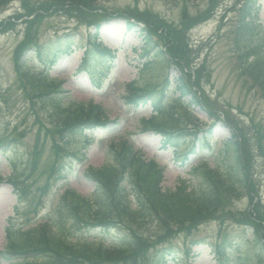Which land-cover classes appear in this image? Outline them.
<instances>
[{"label": "rangeland", "instance_id": "1", "mask_svg": "<svg viewBox=\"0 0 264 264\" xmlns=\"http://www.w3.org/2000/svg\"><path fill=\"white\" fill-rule=\"evenodd\" d=\"M235 1L99 0V5L107 9L109 14L136 8L149 11L168 23L178 25L180 29H183L182 34L186 36L190 44V50L188 47L183 54L188 56L190 51L189 57L192 56L194 62L191 65L186 61L187 58L181 60L180 64L172 61L166 65L160 58L151 62L158 52L157 49H165V47L167 49L173 45L167 46L158 35L148 31L143 23L128 30L127 22L119 16L116 19L100 22L98 31L100 39L115 53L116 57L111 72L98 84L83 72H78L83 47L91 38L89 32L95 31L91 18L85 15L86 13H75L76 15L66 13L49 15L46 20L40 21L37 24L39 29L32 34L38 43L42 44L51 38L72 33L78 36L77 42L82 45L72 56L53 67L51 77L63 82V87L70 92L71 99L101 104L110 119L107 130L79 133L70 137L67 143H61L57 134H50L47 131L49 128L55 132L46 111L40 104H36L34 108L31 107L24 98L19 80L16 79L14 50L16 52L26 32V25L22 19L12 18L15 13L22 11L20 0H15L6 8L0 9V21L3 19L6 22L11 19L14 21L12 28L7 26V31H0V140L7 138L6 135H12L14 138L10 144L11 147L0 155V179L7 181L10 179L11 168L7 159L11 157L17 160L16 176L23 181L24 187L17 193L10 183L0 182V250L5 245V229L9 224L12 223L15 228L25 229L42 223L43 217L39 216V212L51 211L57 198L65 189L72 188L90 197L96 191L97 183L87 175V168H99L111 160L110 145L113 138L116 142L119 138L128 139L133 143L134 149L146 160H154L164 169L161 183L163 190L175 189L179 180L183 178L190 179L192 188L203 186L200 175H192L191 167L200 161H205L210 167L215 165V155L220 153L225 142L233 137L234 128L231 126V118L241 125L251 127L252 136L254 137L257 133L253 140L260 144L261 150H264V96L245 69L244 63L253 62L255 54L244 58L243 55L246 53L239 52L237 49L235 32L240 18L237 17L233 7ZM258 3L256 31L246 44L247 47L264 45V0H259ZM188 14L190 22L187 21L188 18L183 20V17ZM145 32L153 34L151 48L152 45L156 46L147 56L144 54L145 47L150 45L143 37ZM251 49L255 50V48ZM259 51L260 54L261 52L264 54V46ZM167 57L170 58L169 55ZM200 60L206 61L207 64V74L210 79L206 74L202 85L208 95L209 106L215 114L211 117L209 111L198 104H193L190 106L192 116L189 117L179 107L180 123L174 127L184 128L186 131L177 138L180 149L177 154L172 141L165 143L164 135L155 132L150 126L148 129L144 128V120L155 115V111L151 103L136 106L135 103L130 102L127 98L128 84L135 80L142 88H147V83L153 88L156 86L153 95L155 100L159 99L164 92L171 95L170 99H176L181 95V90L177 87L179 76L193 70ZM148 61L152 63L150 67L142 70ZM90 65L96 74L103 66L96 61L95 56L91 59ZM105 66L109 68L108 61ZM165 78L170 81L168 84L165 83ZM184 80L190 84L187 74ZM189 99L191 97L187 96L183 100L188 102ZM226 114L230 118H225ZM192 130L198 132L191 135ZM197 135L200 139L195 145L193 143L188 147V138H191L192 143ZM205 136L210 137L209 142L204 141ZM53 144L58 145V148H54ZM196 145L198 148L204 146V149L197 150L200 151L199 154L190 155V147L194 148ZM254 146L253 162L256 163L254 170L257 172L253 174L256 184L253 199L244 196L228 202L223 210H219L215 216L199 225L191 235L186 234L188 241L184 240L185 233L176 234L174 238L162 242L163 245L155 244L151 250V256L161 246H173L176 252L183 254L181 264H216V250L218 245H221L226 247L235 259L241 252L247 257V264H258L255 255L260 252V258L264 264V250H261L258 243L254 241L253 228L233 218L234 215L250 208L257 215L260 211V214L264 216L263 158L258 156L261 153L258 145ZM208 149L213 153L211 154ZM184 156L185 158L188 156L190 160L185 164ZM233 160L234 157L230 154L223 160L224 165L232 164ZM31 161L37 164L32 174H30L33 167ZM53 163L57 166H54L55 169H49ZM44 168L48 170L42 173ZM60 177L62 179L54 185ZM50 188L51 193L46 197ZM221 218L224 220L221 221ZM147 229L152 239H156L164 232L156 218L150 220ZM91 230L87 229L83 233L88 235ZM92 233L98 236L100 232ZM191 240L197 241L198 244H194ZM189 241L193 243L192 252L186 256L184 252ZM126 261L127 264H134L131 259ZM126 261H120L119 264H125ZM139 262L149 264L143 259H139ZM0 264L11 263L0 258Z\"/></svg>", "mask_w": 264, "mask_h": 264}, {"label": "trees", "instance_id": "2", "mask_svg": "<svg viewBox=\"0 0 264 264\" xmlns=\"http://www.w3.org/2000/svg\"><path fill=\"white\" fill-rule=\"evenodd\" d=\"M13 1L15 0H0V9L6 8ZM258 1L236 0L233 7L237 17L240 18L235 32L237 49L239 52L246 53L243 55L244 58L255 54L253 62L243 63L246 64V71L264 96V54L262 52L260 54L259 51L264 45L259 44L255 47L246 45L256 31ZM98 2L99 0H20L22 11H18L12 17L22 19L26 25L25 38L19 43L16 52L14 50L16 79L19 80L24 98L31 107L34 108L36 104L43 106L50 125L55 130L52 132L47 128V131L50 134H57L61 143H67L70 137L76 134H87L88 130L94 132L107 128L109 116L100 104L71 99L68 91L63 88L62 81L50 77L53 67L72 56L82 45L77 42L78 36L72 33L51 38L42 44L38 43L32 34L39 29L37 24L43 19L46 20L49 15L86 13L85 15L91 18L92 24L97 25L98 31L101 21L119 16L126 20L128 30L143 23L148 31L158 35L167 46L173 45L171 48L159 49L151 62L158 58L164 60L166 65L172 61L180 64V61L186 58L191 65L194 62L192 56L189 57L190 51L188 56L183 54L190 44L186 36L182 34L183 29H180L178 25L168 23L149 11L136 8L109 14V11ZM189 17L188 14L183 17V20L188 18L187 21L190 22ZM13 25L12 19L8 22L3 19L0 21V31H7V26L12 28ZM98 31L89 34L91 38L84 45L79 66V70L88 72L97 82L96 84L111 71L105 63L108 61L112 65L115 58L111 50L98 39ZM144 34L147 44L151 46L153 34L149 32ZM79 41H81L80 38ZM147 50L146 48L145 52ZM94 56L96 61L103 65L97 74L90 65ZM151 62H146L142 70L149 68ZM207 70L206 61L200 60L193 70L179 76L178 87L181 95L165 104H159L158 100L153 99L154 88L151 84L147 83V88L139 86L137 81L128 85L129 101L136 106L151 102L157 114L144 120V128L148 129L150 126L153 130L161 132L166 137L165 143L172 141L177 154L180 150L177 138L186 131L184 128L174 127L180 123L179 107L189 117L192 116L190 106L193 104H198L209 111L211 117L215 114L209 106V98L202 85L208 73ZM185 74L188 75L190 84L184 80ZM207 75L210 79L209 74ZM187 96L191 97L188 102L183 100ZM225 118L230 117L226 114ZM231 119V126L234 128L233 137L225 142L220 153L215 156V165L210 167L204 161H200L191 167L192 175H200L202 179L203 186L199 188H192L190 179L183 178L179 180L175 189L163 190L161 183L164 169L154 160H146L134 149L130 141L119 138L116 142L113 138L110 145L111 160L99 168L88 167L86 171L87 175L96 181V191L90 197H86L74 189H66L57 198L56 203H53L51 211L42 223L26 229L15 228L12 223L9 224L6 228V243L0 250V257L11 264H119L120 261L128 259H131L134 264H142L139 259L147 260L149 264H169L170 262L181 264L183 254L176 252L173 246H161L151 256L152 248L155 244L163 245L162 242L174 238L173 236L181 232L185 233L184 240L188 241L186 234L191 235L199 225L215 216L219 210H223L228 202L244 196L253 199L256 191L253 174L257 172L254 170L256 163L253 162L254 145H258L261 152L258 156L263 158L264 170V150H261L260 144L253 140L257 133L253 137L251 127ZM197 132L192 130L191 135ZM6 137L0 140V150L6 148V142L14 139L12 135H6ZM208 138L210 137L205 136L203 139L206 142ZM195 139L191 143V138H188V147L193 143L195 145L200 138L197 135ZM53 146L58 148V145L53 144ZM197 146L190 147V155L196 153ZM10 147L9 145L7 148ZM200 149L203 150L204 146ZM4 152L5 150L0 153L4 154ZM56 153L58 154L57 151ZM230 154L234 157V162L224 165L223 160ZM7 161L11 168L8 180L18 193L24 187L23 181L16 176L17 160L8 157ZM188 161H190L188 156L186 158L184 156L183 163ZM31 163L33 167L30 174L37 165L33 161ZM55 165L56 163H53L49 169H55ZM47 170L44 168L42 173ZM152 218H156L161 223L164 231L156 239L151 238V233L147 229ZM233 218L253 228L254 241L258 243L261 250H264V216L260 214V211L257 215L250 208L234 215ZM223 220L224 218H221V221ZM87 229L92 230L85 235L83 231ZM93 231L100 233L95 236ZM191 241L185 249L186 256L192 252ZM194 244L197 245L198 242L194 241ZM216 254V264L231 263L233 256L225 254L221 245H218ZM244 257L247 259L241 252L238 253L237 264H246ZM257 260L262 263L259 256Z\"/></svg>", "mask_w": 264, "mask_h": 264}]
</instances>
